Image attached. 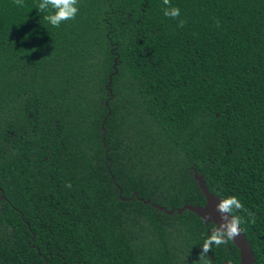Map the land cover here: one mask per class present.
<instances>
[{
    "label": "trees",
    "instance_id": "obj_1",
    "mask_svg": "<svg viewBox=\"0 0 264 264\" xmlns=\"http://www.w3.org/2000/svg\"><path fill=\"white\" fill-rule=\"evenodd\" d=\"M39 2L0 0V264H240L195 175L264 264V0Z\"/></svg>",
    "mask_w": 264,
    "mask_h": 264
},
{
    "label": "clouds",
    "instance_id": "obj_2",
    "mask_svg": "<svg viewBox=\"0 0 264 264\" xmlns=\"http://www.w3.org/2000/svg\"><path fill=\"white\" fill-rule=\"evenodd\" d=\"M13 2L17 7L24 6V0H13ZM163 4L167 6L164 8L165 17L177 20L178 27H184L187 20L180 19V8L173 6L171 0H163ZM36 9L44 14L43 19L48 24L59 28L61 24L77 18L80 12V0H40ZM219 25L220 21L217 20L216 26L219 27ZM66 187L71 188V183L66 184ZM216 207L217 211L221 213L222 224L214 229L206 240L201 251L202 255H206L213 244L219 247L234 240L241 233L240 226L242 224L254 225L256 223V214L246 209L241 200L235 195L222 199ZM241 212L246 213L247 216L239 215L238 213Z\"/></svg>",
    "mask_w": 264,
    "mask_h": 264
},
{
    "label": "water",
    "instance_id": "obj_3",
    "mask_svg": "<svg viewBox=\"0 0 264 264\" xmlns=\"http://www.w3.org/2000/svg\"><path fill=\"white\" fill-rule=\"evenodd\" d=\"M195 178L198 180L200 188L202 189L205 197L206 204L205 206H184L179 209L178 212L181 214L186 210L197 214L201 217L205 224L214 223L216 227H219L222 224L221 213L217 211V205L222 200L216 195L212 194L206 186L204 177L195 175ZM148 203H150L148 201ZM156 207V205H155ZM161 210H164L168 215H173L175 211H167L165 208L158 207ZM234 245L240 250L241 253V264H255L254 253L251 244L249 243L247 237L244 234V231L241 229V233L232 240ZM227 264V263H224Z\"/></svg>",
    "mask_w": 264,
    "mask_h": 264
},
{
    "label": "flooded vegetation",
    "instance_id": "obj_4",
    "mask_svg": "<svg viewBox=\"0 0 264 264\" xmlns=\"http://www.w3.org/2000/svg\"><path fill=\"white\" fill-rule=\"evenodd\" d=\"M216 228H217V227L215 226V229H216ZM228 249L230 250V246H228ZM212 256H213V255H211V258H212ZM212 259H213V258H212ZM224 263H227V262L225 261ZM224 263H223V264H224ZM227 264H228V263H227ZM240 264H241V253H240Z\"/></svg>",
    "mask_w": 264,
    "mask_h": 264
}]
</instances>
